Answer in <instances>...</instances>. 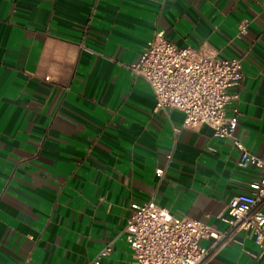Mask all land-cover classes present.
I'll list each match as a JSON object with an SVG mask.
<instances>
[{
	"label": "crops",
	"instance_id": "1",
	"mask_svg": "<svg viewBox=\"0 0 264 264\" xmlns=\"http://www.w3.org/2000/svg\"><path fill=\"white\" fill-rule=\"evenodd\" d=\"M159 31L242 59L236 137L264 156V0H0V264H95L107 245L98 264H131L133 205L220 225L226 198L264 176L231 140L176 134L182 114L153 111L129 66ZM206 264L264 256L239 232Z\"/></svg>",
	"mask_w": 264,
	"mask_h": 264
},
{
	"label": "built area",
	"instance_id": "2",
	"mask_svg": "<svg viewBox=\"0 0 264 264\" xmlns=\"http://www.w3.org/2000/svg\"><path fill=\"white\" fill-rule=\"evenodd\" d=\"M222 47L212 39L200 47L179 46L156 32L129 66L154 93L155 113L182 114L183 129L231 140L241 151L239 166L264 170V156L251 153L236 137L241 115L238 87L246 80L242 59L222 58ZM168 157H171L170 155ZM161 177L163 168L155 171ZM220 225H209L172 214L152 199L135 204L123 229L131 248V264H206L212 255L239 232L252 237L264 256V176L248 185V191L230 195ZM207 242V243H206ZM107 245L94 260L109 255Z\"/></svg>",
	"mask_w": 264,
	"mask_h": 264
}]
</instances>
